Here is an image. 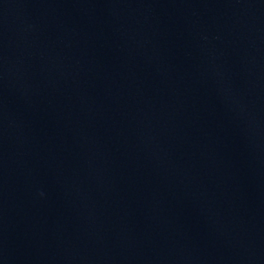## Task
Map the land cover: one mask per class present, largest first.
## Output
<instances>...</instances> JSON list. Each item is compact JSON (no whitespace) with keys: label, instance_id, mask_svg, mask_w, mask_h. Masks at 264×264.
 Instances as JSON below:
<instances>
[{"label":"water","instance_id":"1","mask_svg":"<svg viewBox=\"0 0 264 264\" xmlns=\"http://www.w3.org/2000/svg\"><path fill=\"white\" fill-rule=\"evenodd\" d=\"M0 212L37 264H264V0H0Z\"/></svg>","mask_w":264,"mask_h":264}]
</instances>
